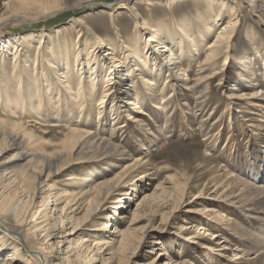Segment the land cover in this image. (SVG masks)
<instances>
[{"label": "rangeland", "instance_id": "374dc122", "mask_svg": "<svg viewBox=\"0 0 264 264\" xmlns=\"http://www.w3.org/2000/svg\"><path fill=\"white\" fill-rule=\"evenodd\" d=\"M147 1L149 0H84L74 7L62 9L54 14H44L42 9H36L27 4V2H34V0H0V79L6 76V82L8 81L7 84L9 85L12 83L14 75H22L25 97L29 96V93L34 91L36 86L38 88L43 87L42 90H45L44 83L47 82L45 77L50 79L48 76L52 73L45 65V57H49V55L46 52L44 57L43 49L47 47H42V50L37 48L36 37L41 33H44L46 40H50L51 37L48 36V33L51 32L53 35L51 39L61 42L62 47H57L59 44L56 43L54 50L59 51L57 56H64V62L68 58L69 64L72 65L77 55L75 53L77 45L80 46L81 55L79 56L83 57L85 50H92L93 43L99 37L103 38L106 45L104 44L103 47L98 48L96 52L99 57L105 58L110 56L107 54V43L109 40L117 39L118 31L121 38L128 41L130 37H137L141 33L139 24L143 18L150 22L156 23L159 21L171 25L184 16L191 19L192 25L189 29L191 28L192 30H190L196 33L197 38L204 40L200 36L202 34L207 36L200 55H198L199 51L196 52L195 48H191V59L188 60L190 64L186 67V70L189 78L188 82H190V85H194L200 76L199 71L206 59L208 47L217 40L224 26H231L232 36L228 41L226 40L217 59L221 73L210 81L202 107H197L195 88L191 90L182 87V90L179 87V91L175 93L173 88L165 86L166 97H171L173 100L168 108L170 119L169 122H166L165 115H161L156 107L159 106L157 103L159 98L156 100V96H151L152 91L148 90V86L144 84L139 78L138 72H136L137 84L143 94V99L146 98L142 109L144 112L140 114L146 129L143 130L137 123L134 124L128 118V114L133 113L134 106L125 103L126 97L124 99L118 97L120 101L118 102L120 118L116 122L108 112L111 107L110 104L107 105L105 129L101 124L98 125L94 122L96 105H93V103V109L88 107L87 109L90 110L86 111L85 115L91 114L89 122L78 119L76 125H72V123L65 122L68 120L62 119L64 121L55 122L58 123L57 127L44 129L49 132L47 134L41 133L42 128L39 124L29 126L30 128L33 127L37 134L45 139L59 143L68 135V128L78 126L79 128H89L91 130L99 129L100 133L110 136L111 125H119L120 128L114 135V141L126 149L129 158L120 162L118 167L110 166V163L82 162V159H76L71 168H67L61 175L54 178L59 182L61 181L60 185L64 182V187L68 176H81L92 171H94V175L97 174L92 183L95 184L104 179L111 184L110 186H113L121 181L126 165L132 164L138 158L144 159L143 163L147 165L144 169H149L152 174H148L149 176L144 177V179H139L138 177L142 174L133 176L138 169L134 170L128 176L129 181L124 187V191L109 195L108 198L102 200L99 206L95 201L93 204L95 209L98 206L108 216L107 220L110 222V227L106 230L113 232L116 229L131 232L125 254V264H149L154 260L156 264H165L169 261V258H172L173 261L180 259V261H185V264H212L208 260L203 246H214L211 243L213 232H218L223 235L222 237H227L229 244L232 246L229 247H239L238 251L241 252L251 248L256 250L263 247L264 243L261 240L257 243V236H264L263 219L262 221L259 219L251 220L232 201L234 199L247 200L249 197L247 195L248 189H245L247 182L264 183V21L260 20L258 13L253 12L245 1L229 0L228 3L239 6L242 13L240 16L234 17L233 21L238 20L234 25L233 23L230 25L229 21L232 18L229 17V12L231 11L226 8L219 21L213 25V33L209 35L207 33V23L212 25V17H215V15L206 13L204 17H199L198 11L203 14L207 8L204 0L200 3H194L193 0H175L174 2L169 0V4L162 3L164 0H154L156 3L154 6L146 5ZM218 16L217 14L216 17L219 18ZM176 24L174 23V25ZM57 30H60V32H57ZM16 36H19L20 39V41H17L19 43L16 47L20 54L16 58L20 65L24 63L20 68L21 71L20 69L17 70L18 66L14 59V50H12L14 47L9 46V42H5L7 39H15ZM23 40L25 41L23 42ZM173 41L176 45H180L182 41L188 44L183 35H179ZM159 47L160 45L154 48L156 53L154 56L157 53L162 56L160 62L165 66L164 72H167L166 69L173 68V66H169L166 55L159 53L162 49V47ZM10 50L12 51L9 52ZM54 50H51V52ZM36 57H39L38 61H36ZM117 59L120 61L119 58ZM116 60L111 62L112 69L108 68L112 71V74L106 70L104 75H113V81L116 82L114 85L115 94L121 96L122 90L128 88L129 83H131V78L122 82V79L118 76L124 71L122 68L115 67ZM35 62L37 71L34 74ZM27 66L29 68L33 67L32 71H28ZM170 72L171 77L168 80L178 86L179 81L176 79L178 75L173 69ZM84 76H87V74H84ZM72 77L73 80L76 79V82H79V76L76 77L73 74ZM84 79L87 82V78L84 77ZM50 81L55 84L58 83L57 78L53 79L52 77ZM164 82V80L161 82L162 87H164ZM157 91H159V88ZM69 94L64 91V96L70 99L71 95ZM233 95L235 96L232 98L234 100L229 111L226 107ZM87 98L91 102L92 98L90 100L89 97ZM259 103L260 105H258ZM126 106L130 107L129 113L125 109ZM3 112V108H0V117L7 118L3 115ZM66 114L64 112V116ZM74 115L73 112L69 118L77 120ZM23 118L26 119V117ZM25 123L34 124V122L27 121ZM80 123H88V126L79 125ZM233 133L236 141L230 155L228 144L233 138ZM154 134L158 137L156 138ZM216 137L219 139L216 140L217 142L215 141ZM2 143H4L3 136H0V144L2 145ZM0 152V174H3L2 170L5 166L13 164V161L9 160L16 151L6 147V143H4L3 147L0 148ZM15 166H12V169L18 168L19 164ZM95 168H101V170H95ZM11 176L12 173L8 174L7 177H2L4 181L0 185L3 186L0 189L1 192H7L8 187L5 184L11 182L9 179ZM238 178H240L241 183L237 180ZM257 178L262 179V181ZM16 182L11 184L12 189H15L16 185L18 186ZM78 186L80 187V185ZM216 187L218 192L214 193ZM70 188L74 189V186L72 185ZM226 188L228 189L225 191ZM243 188L244 190H242ZM200 192H203L202 197L195 199V196ZM213 194L217 195L214 196ZM243 194L246 196H243ZM145 196H149V199L143 202L144 204H140ZM118 198L122 200L121 202L124 205L121 209H117L120 202L116 201ZM27 199L26 192L20 193L19 196L15 197L17 203L14 207L23 205ZM37 201L40 205L41 198H38ZM50 204L47 208L45 205L41 207L38 205V208H41L44 213H54L53 202ZM64 204L61 203L60 208ZM212 204L216 205L215 209L218 212L227 215V218H231L229 225H223L222 222L209 218V213L205 210H209ZM220 204H224L225 207H220ZM88 207L89 205L86 204L84 209L76 215L75 223L80 224L79 227L83 231H86L85 229L90 228V225L95 222L93 215L88 217L86 214ZM135 211H137V215L133 223L131 220L134 218L133 212ZM123 215H126L127 218H121ZM56 217H58V214L54 213L53 218ZM9 221L10 218L7 222L9 223ZM131 223L132 225H130ZM191 225H194L193 228H188ZM219 225L225 227L226 230ZM116 226L117 228H115ZM236 231L238 236L235 237ZM245 231L247 234L241 235L245 234ZM93 242H91L92 246ZM219 249L214 246L213 253L219 259L217 264H235L230 262L229 259L232 250ZM255 250V253L251 252V255L247 257L252 260L251 262L257 260L256 256L258 257L259 252L264 251L263 249L261 251ZM7 251L4 254H9V249ZM133 251L134 254L131 255ZM34 264L36 263L34 262ZM97 264L102 263L98 262ZM255 264H264V254L260 261Z\"/></svg>", "mask_w": 264, "mask_h": 264}, {"label": "bare ground", "instance_id": "6f19581e", "mask_svg": "<svg viewBox=\"0 0 264 264\" xmlns=\"http://www.w3.org/2000/svg\"><path fill=\"white\" fill-rule=\"evenodd\" d=\"M82 1L84 0H34V2H27V4L36 9H42L44 14H54L62 9L74 7ZM170 1L164 0L162 3L169 4ZM172 1L174 2L175 0ZM200 1L202 0H193L194 3H200ZM243 1L248 4L253 12L258 13L261 21H264V0ZM204 2L207 5V8L203 14L201 11H198L200 18L204 17L206 13H213L215 17L217 14L219 15V18L212 17V25H208L207 23V33L209 35L213 33V25L219 21L221 14L223 15L225 13L226 8L231 11L229 12V17L231 16L232 18L231 21H229L230 25L232 23L234 25L238 20L233 21L234 17H238L242 13L241 8L239 9V6H235L234 3L233 5L229 4V0H204ZM155 4L154 0H149L146 3L148 6H154ZM183 17L178 20V22H173L171 25H169L170 23L159 21L154 23L143 18L142 22L139 24L141 33L138 34L137 37H130L128 41L123 40L118 31L117 39L109 40L108 43L106 42L108 46L107 54L110 56L105 58L99 57L96 52L98 48L104 46L105 40L103 38L99 37L98 40L93 43L92 50H83L85 52L83 57L79 56L81 55L80 46L77 45V50L75 52L77 55L76 58H74L72 65L69 64L68 58H66L67 63L66 60L64 62V56H57L59 51L57 49L54 50L56 48V43L59 44L57 47H62L60 44L61 42L51 39L53 36L51 32L48 33V36L51 37L50 40H46L44 33H41L36 37L37 48L42 50V47H47L46 49H43L44 57L46 52L47 55H49V57H45V65L52 73L49 76H45H48L50 79L52 77L53 79L57 78L58 83L55 84L45 77V80L47 81L44 83L45 90H42L43 87L38 88V86H36V88H34L35 90L31 91L29 96L25 97V87L23 86L22 75H14V79L9 85L7 84L8 81L6 82V76L3 75L5 78L0 79V108H3L4 110L3 115L7 116V118L0 117V136H3V142L6 143V147L16 151L11 160H9L13 161V164L5 166L4 170H2L3 174H0L1 185L4 181V178L2 177H7L8 174L12 173V176L9 178L11 182L5 184L7 185L6 187H8L7 192L0 191V251H3L0 253V264H34V262L36 264H97L98 262L102 264H125V254L131 232H125L124 230L119 231L116 229L113 232L106 230L110 227V222L107 220L108 216L106 213H103L98 206L102 203V200L108 198L109 195L111 196L114 195V193L118 194L124 191V187L129 181L128 176H130L131 172L134 170L138 169L133 176L142 174L138 177L139 179H144V177L149 176L148 174H152L149 169H144L147 166L143 163L144 159L138 158L132 164L126 165V170L121 176V181H118L113 186H110L111 184L104 179L95 184L92 183L97 175H94V171H92L81 176H68L66 178L67 183L64 187V182L60 185L61 181L59 182V180L54 178L61 175V173L67 168H71V165L76 159H82V162L99 161L100 164L110 163V166L113 165V167H118L120 162L129 158L127 157L128 153L126 149L114 141V135L120 128L119 125H111L110 136H106L102 132L100 133L99 129L91 130L89 128H79L78 126L70 129L68 128V135L59 143H55L56 141L53 142L52 140L45 139L43 136L38 135L36 130H34L33 127L30 128L29 125L36 126L39 124L42 128L41 133L47 134L49 132L45 131L46 128L57 127L58 123L55 122L64 121L62 119L68 120L65 122L72 123V125H76L81 119L89 122L91 114L88 112L89 114L87 116L85 115L86 111L90 110L87 108H92L93 103V105H96L95 116L93 115L94 122L98 125L101 124L105 129V125L107 124V105L110 104L111 107L108 112L116 122L120 118L119 99H124V97H126L127 99L125 100V103L134 106V111L133 113L128 114V118L134 124L137 123L144 130L146 128L143 120H141L140 114L144 112L142 109L146 98L143 99V94L137 84L135 77L136 72H138L137 74L144 84L148 86V90L152 91L151 96H156V100L159 98L157 100L159 106L156 107L161 115H165L166 122H169L170 119L168 108L173 100L171 97H166L165 86L173 88L175 93L176 91H179V87H181L182 90L183 88L191 90L195 88L194 91L197 95V107H202L206 92H208L207 90L210 81L221 73V68H218L217 59L220 52L223 50L226 40L228 41L232 36V30L231 26H224L222 28L217 40L208 47L206 59L199 71L200 76L197 81H195L196 83H193L194 85H190V82H188L189 78L186 67L190 64L188 63V60L191 59V48H195L197 50L196 52L199 51L198 55H200L202 47L206 43L207 36L204 34L200 36L203 37L204 40L197 38L196 33L191 31V28V30L189 29L192 25L191 19L189 17ZM174 23L177 24L174 25ZM60 30H57V32H60ZM80 32L81 31L79 30V33ZM178 33L179 35L184 36V39L188 41V44H185L184 41H182L183 43L181 42L180 45L174 43L175 41L173 40L179 36ZM15 39H7L5 42H9L8 45L14 47L12 50H14V59L18 66L17 70L19 71L24 63L20 65L16 58L20 54L19 50L16 48L19 43L17 41H20L19 36H16ZM24 41L25 40H23V42ZM159 45V48L162 47L159 53L166 55L169 66H173V68L166 69L168 70L167 72H164L165 66L160 62L162 56H159L158 53L154 56V54H156L154 48ZM51 50L54 51L51 52ZM38 58L36 57V61L39 60ZM116 58H119L120 61H118V59L116 60ZM114 60H116L115 67L122 68L124 71L118 76L122 79V82L123 80L131 78V83H129L128 88L122 90L121 96L115 94L116 89L114 88V85L116 82L113 81V75L106 74L108 75L107 77L104 75V72H106L108 68L112 69L111 62H114ZM34 68L33 73L35 74L37 71V64ZM32 69L33 67L27 68L28 71H32ZM171 69H173L178 75V77H176L179 81L178 86L170 83V80H168L171 77ZM108 73L112 74V71L108 70ZM73 74L76 77L79 76V82H76V79L73 80ZM84 74H87V76H84ZM84 77L87 78V82H85L86 80ZM163 80L165 81L164 87H162L161 84ZM158 88L159 91H157ZM64 91L70 93V99L67 98V96H64ZM234 96L235 95L231 96L228 106L226 107L229 111L231 110L234 100L232 98ZM87 97H89V100L92 98L91 102L88 101ZM118 97L120 98L118 99ZM258 105H260V103ZM125 109L129 113L130 107L126 106ZM64 112L67 113L65 116ZM73 112L75 113L74 116L77 120L69 118L70 114ZM23 117H26V119ZM25 121L34 122V124H28L25 123ZM82 124L86 126L88 123ZM82 124L80 123L79 125ZM155 137L157 138L158 136L155 135ZM232 137L233 138H231V141L228 144L230 155L236 141L234 133ZM216 140H219L218 137L215 138V141ZM4 143H2V145L0 144V148L3 147ZM18 164V168L12 169V166ZM95 170L100 171L101 168H95ZM257 179L262 181L260 178ZM237 180L240 182V178ZM14 182H16L18 186L16 185V188L12 189L10 186ZM243 183L245 182L243 181ZM72 185L74 186V189L70 188ZM77 185H80V187H77ZM2 187L0 186V189ZM228 188H226L225 191ZM217 189L218 188L216 187L213 192L217 193ZM245 189H248L247 195L249 197L247 200L244 201V199H242L241 201V199H234L232 203L237 204L240 211L244 215L249 216L251 220L259 219L262 221L263 219L264 222V216H262L264 215V183L258 184L257 182H247ZM19 190L26 192L28 199L23 205L14 207L15 203H17L15 197L22 193ZM242 190H244V188ZM13 191H15V193H13ZM202 193L203 192H200L196 195L195 199H200ZM213 195L216 196L217 194ZM243 196L246 195L243 194ZM38 198H41L40 203L42 205H39V202L37 201ZM148 199L149 196H145L140 204ZM94 201L98 205L97 209L93 207ZM116 201H120L117 209L124 207L121 202L122 200L118 198ZM52 202V205H54V213L58 214V217L56 218H53L54 213H44L41 211V208H38L43 205L47 208ZM61 203L65 204L60 208ZM86 204L89 205L86 214L88 217L93 215L95 222L90 225V228L83 231L79 227L80 224H76L75 221L77 219L76 215L84 209ZM215 206V204H212V206L210 205L209 210H205L209 213V218L214 221H220L223 225H229L231 218H227V215L218 212V210L215 209ZM220 207L224 208L225 205L220 204ZM133 214L134 218L131 220L132 222L136 219L137 211L133 212ZM9 218L10 221L8 223L7 221ZM121 218L125 219L127 216L123 215ZM208 221L210 222L209 219ZM98 225L99 227H97ZM130 225H132V223ZM193 226L194 225L187 227L191 229ZM220 227L226 230L225 227ZM115 228H117V226ZM219 230L222 231L221 229ZM244 233L245 234L241 235L247 234L246 231ZM235 234V237L238 236L237 231ZM222 236L223 235L218 232H213L211 243L222 250H232L231 254L229 253L230 262H234L235 264H255L260 261V258L264 254V251H261L262 249L264 250V246L256 250L251 248L250 250H244L243 252L238 251V249H240L239 247L231 248L232 246L229 244V239ZM43 237L48 238L45 239ZM240 237L242 238V236ZM261 237L264 236H257V243H259V240L264 243V238ZM92 241H94L93 246L91 245ZM214 246L209 245L203 247H205L204 249L206 250L205 253L208 260L212 264H217L219 259H217L216 255L213 253ZM8 249L9 254H4ZM254 250L261 252H259L258 257L256 256L257 260L251 262L252 260L247 257L250 256L251 252H254ZM133 254L134 251L131 255ZM166 263L185 264V261H180V259L173 261L172 258H169V261ZM149 264H156L155 260Z\"/></svg>", "mask_w": 264, "mask_h": 264}]
</instances>
